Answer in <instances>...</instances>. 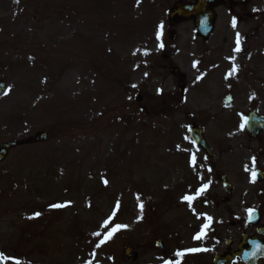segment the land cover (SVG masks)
<instances>
[{"label": "rangeland", "instance_id": "obj_1", "mask_svg": "<svg viewBox=\"0 0 264 264\" xmlns=\"http://www.w3.org/2000/svg\"><path fill=\"white\" fill-rule=\"evenodd\" d=\"M173 3L0 0V80L7 91L0 97V142L47 134L44 143L14 148L0 163L6 264L12 258L21 264H162L187 246L181 175L168 181L169 165L177 167L175 148L184 143L183 131L174 128L181 117L162 124L171 101L181 99L169 71L157 66L163 44L178 49L173 63L192 80L180 109L220 107L231 93L234 109L247 113L256 92L264 98V62L256 76L246 77L232 71L240 59L226 66L213 60L210 76L195 83L200 40L191 21L168 40L166 11ZM240 31L232 30L233 37ZM222 38L216 31L209 43ZM261 50L254 45L256 55ZM138 91L139 103L133 100ZM217 127L206 124L209 133ZM116 225L124 227L113 231ZM125 247L137 252L134 261L123 255Z\"/></svg>", "mask_w": 264, "mask_h": 264}, {"label": "flooded vegetation", "instance_id": "obj_2", "mask_svg": "<svg viewBox=\"0 0 264 264\" xmlns=\"http://www.w3.org/2000/svg\"><path fill=\"white\" fill-rule=\"evenodd\" d=\"M209 9L213 11L214 30L223 34V38L214 46L207 40L200 42L199 75L210 76L208 72L217 65L213 60H222L226 66L228 59L234 58L241 60L234 65L238 73L256 76V65L264 62V57L261 58L264 56V0H213ZM237 29L241 30L239 51L237 37L233 39L231 32ZM254 45L262 48L258 55L253 52ZM165 51L168 53H162V61L157 64L161 69L169 68L176 55L172 49ZM227 72L230 74L229 71L224 74ZM177 77L176 82L186 90L185 75ZM255 95L253 106L247 112L255 111L264 117V98L259 92ZM234 107L231 103L229 108L185 107L164 111L162 124L180 116L181 121L179 125L175 122L174 128L185 131L179 137L184 143L175 151L174 166L177 167H168V181L180 174L177 179L183 189L182 197L193 198L191 201L183 198L180 203L185 209L189 240L186 255L175 258L179 264H264V133L255 137L247 135V113ZM214 108L217 110L212 115ZM209 122L218 126L213 133L207 132ZM191 128L202 131L212 153L193 143ZM193 170L201 171L203 177ZM197 234H202L200 239H194ZM189 249L202 250L191 252Z\"/></svg>", "mask_w": 264, "mask_h": 264}, {"label": "water", "instance_id": "obj_3", "mask_svg": "<svg viewBox=\"0 0 264 264\" xmlns=\"http://www.w3.org/2000/svg\"><path fill=\"white\" fill-rule=\"evenodd\" d=\"M199 4L200 2H204L205 5H208L211 0H197ZM212 13H208L204 7L197 8L196 5L185 4L183 2H177V4L169 11V16L172 19L171 21L177 22L178 20H189V18L193 19L196 27V33L202 36H207L212 27ZM173 22V23H174ZM173 37V36H172ZM171 37V38H172ZM4 83L0 82V93L4 90ZM252 118V117H251ZM261 123H255L253 121L247 122L248 132L251 134H256L258 127H260ZM46 139L45 133L36 132L33 137L24 138L18 141L12 142H1L0 143V162L2 159L9 153L12 147L21 146L23 144H31L35 141H44ZM157 244L160 245V241H157ZM130 249H125L126 255L129 254ZM135 258V257H134Z\"/></svg>", "mask_w": 264, "mask_h": 264}, {"label": "snow or ice", "instance_id": "obj_4", "mask_svg": "<svg viewBox=\"0 0 264 264\" xmlns=\"http://www.w3.org/2000/svg\"><path fill=\"white\" fill-rule=\"evenodd\" d=\"M233 26H235V20H233ZM157 38H159V33L157 34ZM237 45H238V47H237V51H239V34H237ZM145 54H147V53H145ZM195 66V65H194ZM235 66L233 67V72H235ZM145 75H147V73H145ZM132 87H136V85H133ZM9 91H10V89H8ZM158 92H159V90H158ZM3 94H7V91H5ZM205 188L207 187V185H205L204 186ZM204 189H200L199 191H203ZM184 199L185 200H188V201H191L193 198L192 197H184ZM65 205H61V204H54V205H51L50 207H52V208H61V207H64ZM142 207V206H141ZM249 214L251 215V210H249ZM40 215V213H35L34 214V216H39ZM31 218V217H30ZM109 219H111V217L109 218ZM207 219H210V218H207ZM108 224V221L106 220L105 221V225H107ZM121 227H124V226H122V225H116V227H115V229H113V231H115V230H118L119 228H121ZM204 227H207V225H204ZM95 235H99V233H95ZM111 235H112V233L110 232V233H108V237L107 238H110L111 237ZM201 235L202 234H197V236L196 237H194V239H200L201 238ZM104 241H101V243H103ZM100 245L99 244H97V247H99ZM202 249H189V250H187V251H191V252H195V251H201ZM184 253L183 252H177V253H175V255L177 256V257H180V256H182ZM8 259H10V258H8V257H4L3 256V254L2 253H0V261H4V260H8ZM13 259V264H21V262L20 261H18V260H15L14 258H12ZM89 264H90V262H89ZM165 264H172V262H169V261H166L165 262ZM175 264H179V261H176L175 262Z\"/></svg>", "mask_w": 264, "mask_h": 264}]
</instances>
